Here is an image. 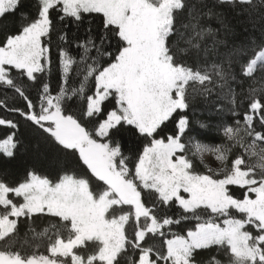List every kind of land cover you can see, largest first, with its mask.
<instances>
[{"label": "snow or ice", "instance_id": "6c2138e0", "mask_svg": "<svg viewBox=\"0 0 264 264\" xmlns=\"http://www.w3.org/2000/svg\"><path fill=\"white\" fill-rule=\"evenodd\" d=\"M262 8L264 0H0V89L25 102L0 100V109L57 153L52 177L33 168L14 184L0 179V241L21 218L59 221L49 255L6 241L0 264H264V29L237 44L228 19ZM53 38L55 93L43 79ZM77 100L79 115L69 114ZM198 100L231 121L223 143L193 135L194 121L208 127L195 119ZM125 134L142 138L134 157ZM21 147L15 132L0 139V174ZM204 152L218 168L197 170ZM188 219L194 230L172 231Z\"/></svg>", "mask_w": 264, "mask_h": 264}, {"label": "trees", "instance_id": "16d2710c", "mask_svg": "<svg viewBox=\"0 0 264 264\" xmlns=\"http://www.w3.org/2000/svg\"><path fill=\"white\" fill-rule=\"evenodd\" d=\"M248 7V6H244ZM264 8L260 12L247 11L242 14L232 12L228 15L229 22L233 29V37L237 44H247L250 37L259 38L261 36V29H264ZM98 19V18H97ZM55 38H53V66L50 74L43 76L45 82H48L51 86L53 93H55L58 86V73L55 66ZM21 86L25 87L30 92L31 98L34 102L36 100L38 89L35 87H28L27 82ZM0 100L4 101L9 107H24V101L16 96L11 90L5 91L0 89ZM203 105L197 101V113L195 119L201 120L207 124L206 128H198L193 122L196 132L193 135L197 140L203 142L206 145L214 146L224 142L222 135V127L226 123H231L225 114L222 118L217 117L215 113L202 110ZM67 112L73 115H79L80 101L77 100L67 107ZM0 118L11 119L19 124L18 129H12L7 125L0 126V139L6 138L9 134L15 132L16 138L20 141L22 147L18 153L16 161H14L3 174H0V179H6L10 184H14L17 181H23L25 178L26 170L35 168L38 174L52 177L54 175L53 164L57 153L53 151L52 145L45 139V135L37 131V129L29 122L24 120L18 114L7 111L6 109H0ZM171 127V126H170ZM125 155L134 157L142 147V138L138 136H132L125 134L121 140ZM194 160L197 165L198 171H204L205 165L207 168L216 169L210 164L204 162L201 163V159L196 155ZM218 168V167H217ZM232 191L240 194V189L233 187ZM178 214L179 209H175ZM197 221L188 219L183 221L180 225L173 226L172 231L179 235H186L187 230L194 229ZM59 226L57 218L41 215L38 218H34L33 222H25L24 218H21V222L18 224L16 232L10 234L9 238H6L7 248L12 251H20L24 255H31L33 253L37 255H49L47 249L49 247V237L53 236L57 228L53 225ZM47 229V232L45 231ZM62 231L63 237L67 238V232ZM165 238H171L170 236ZM160 239L155 238L151 243L156 247L160 246ZM6 241H0V250L5 249ZM78 251L83 252L84 249ZM88 251H91L89 248Z\"/></svg>", "mask_w": 264, "mask_h": 264}, {"label": "rangeland", "instance_id": "374dc122", "mask_svg": "<svg viewBox=\"0 0 264 264\" xmlns=\"http://www.w3.org/2000/svg\"><path fill=\"white\" fill-rule=\"evenodd\" d=\"M198 157L203 160L204 162L210 164L212 167L217 168L219 167V161L215 159L214 154L211 152H204L202 154H197ZM194 230V229H193Z\"/></svg>", "mask_w": 264, "mask_h": 264}]
</instances>
